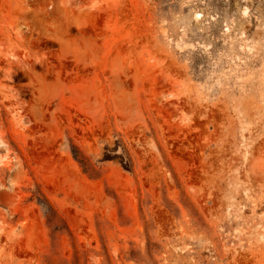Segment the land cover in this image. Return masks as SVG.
<instances>
[{
	"label": "rangeland",
	"instance_id": "rangeland-1",
	"mask_svg": "<svg viewBox=\"0 0 264 264\" xmlns=\"http://www.w3.org/2000/svg\"><path fill=\"white\" fill-rule=\"evenodd\" d=\"M0 264H264V0H0Z\"/></svg>",
	"mask_w": 264,
	"mask_h": 264
}]
</instances>
